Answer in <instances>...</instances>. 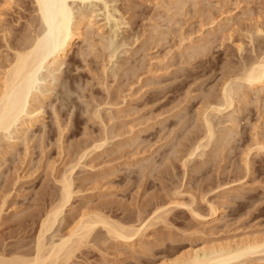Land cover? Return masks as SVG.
Instances as JSON below:
<instances>
[{
	"label": "rangeland",
	"instance_id": "374dc122",
	"mask_svg": "<svg viewBox=\"0 0 264 264\" xmlns=\"http://www.w3.org/2000/svg\"><path fill=\"white\" fill-rule=\"evenodd\" d=\"M69 7L73 22L89 16L90 27L82 26L63 64L43 66L27 114L0 133V255L32 258L65 175L73 196L47 244L89 215L147 227L130 243L99 228L65 264H164L263 241L264 84L252 89L240 78L264 56V0H70ZM35 16L32 0H0V73L35 36ZM230 82L240 88L233 108L213 114ZM206 114L211 142H201ZM199 140L210 147L189 157Z\"/></svg>",
	"mask_w": 264,
	"mask_h": 264
},
{
	"label": "bare ground",
	"instance_id": "6f19581e",
	"mask_svg": "<svg viewBox=\"0 0 264 264\" xmlns=\"http://www.w3.org/2000/svg\"><path fill=\"white\" fill-rule=\"evenodd\" d=\"M13 1L14 0H7V2L10 3ZM32 1L35 5V11L37 13V16L33 17L31 23V28H35H32L35 36H27L24 40V43L21 46L16 47L19 48V50L16 49L18 51H16V53L14 52L15 55L13 59L4 68V72L0 73V133L8 132L11 128H13V126H16V124L22 119V116L24 114H27L26 112L32 100V91L34 89V85H36L37 83L38 74L42 70L43 66L52 59L56 61V65L57 63L61 64V61L72 49L74 40L79 37L83 38L82 26L85 24L89 26L90 22L92 21L88 18L89 16H83V18L81 16L80 20L73 22L72 10H70L69 7L70 0ZM81 1L85 2L86 0ZM86 30L89 29L87 28ZM28 32L31 31L28 30ZM241 48H239V51H242ZM263 57L261 60L259 58V61L257 60L256 62L253 61L251 63H248L249 65L247 64L248 66L243 68V72L241 71V81L248 84V86H250V88L252 89L255 87L258 88L259 86L264 84ZM191 60L193 59L191 58ZM238 73L240 72L238 71ZM235 79H237L238 81L239 78L235 77ZM232 85L231 82L230 84H225L222 89V99L218 100L215 103L217 105L216 108L210 107L212 105L209 106V109L213 108V114L215 112L220 114L224 110L226 111L228 108H233V105L235 103L234 96L237 93L236 91H239L240 88H234ZM32 113H35V111H33ZM209 114H206V116L204 115L205 118L203 117L206 129L204 131L205 136L204 138H202L203 140L200 139L201 142L205 141V139L206 141L208 140V142H211V139L213 140L215 134L213 122L212 119H210L211 114ZM34 118L32 117L30 119L31 123H33V121H36ZM30 122L28 121V124ZM25 124L26 122H24L23 126ZM200 140L198 143H196L195 146L193 145L194 148L190 151L188 155L189 157H193L194 155H196V153L199 152L200 148L202 149L204 147H207L206 145H208V143L202 144ZM260 149L264 150V147H260ZM197 156H199V154ZM61 185V200H59L60 202L53 206L54 208H51L46 218L42 222L40 233L36 239L32 258H29L28 256H14L12 258H5L0 255V264H65L67 262H70V260L75 256V253L79 251L80 248L85 245V243H87V240L90 238V236L99 228H103L106 231L107 236H110L112 239L123 243H130L136 236L140 235L142 232L144 233L145 229L147 230V227L145 226V228L142 227L140 229H136L130 226L125 227L123 225H120V223L118 224L111 222L107 218H103V216L101 217L99 215H96L93 217H89V215L88 217L85 216L84 219L82 218L83 220L77 223L75 228L71 232L69 231L67 237L62 238L60 242H52L50 245L47 244L46 234L49 233V231L53 228L64 207L66 206V204H68L73 196L72 182L69 176L65 175ZM212 211L215 213L214 209ZM256 240H247L244 243H238V245L234 244L236 245L234 247L228 245L216 246L211 249L208 248L209 250L203 249V252L198 255L194 254L191 257H183L177 260L175 259V261L166 262L164 264H242L248 259H251V257L264 255V240ZM259 260H263L264 262V258Z\"/></svg>",
	"mask_w": 264,
	"mask_h": 264
}]
</instances>
